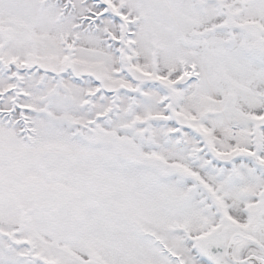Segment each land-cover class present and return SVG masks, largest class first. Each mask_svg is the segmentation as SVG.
Masks as SVG:
<instances>
[{
	"label": "snow or ice",
	"instance_id": "6c2138e0",
	"mask_svg": "<svg viewBox=\"0 0 264 264\" xmlns=\"http://www.w3.org/2000/svg\"><path fill=\"white\" fill-rule=\"evenodd\" d=\"M0 264H264V0H0Z\"/></svg>",
	"mask_w": 264,
	"mask_h": 264
}]
</instances>
